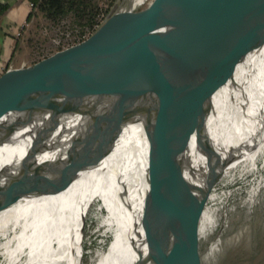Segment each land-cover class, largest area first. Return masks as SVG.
<instances>
[{"label": "bare ground", "instance_id": "bare-ground-1", "mask_svg": "<svg viewBox=\"0 0 264 264\" xmlns=\"http://www.w3.org/2000/svg\"><path fill=\"white\" fill-rule=\"evenodd\" d=\"M148 1L138 0L105 45L80 64L65 63L53 78L0 99V181L5 183L0 210L28 199L13 234L0 245V264H82L88 210L117 170L133 177L144 199V230L132 264H165L171 211L180 210L184 189L173 168L194 181L206 158L194 140L187 156L163 148V93L138 94L123 81L105 83L91 73L92 67L115 72L146 57L175 59L210 17L206 0H155L142 11ZM189 27L188 34L178 35ZM152 61L145 64L158 77L169 72ZM236 64L214 99L211 140L231 123H264V35L238 54ZM140 70L132 76L143 81ZM63 77L82 91L80 96L92 99L76 104L72 99L79 97L66 88ZM109 92L117 95L114 104ZM112 107L118 109L120 123L105 119ZM230 157L231 163L234 155ZM251 160L257 164L256 153ZM54 172L61 176L49 175ZM39 175L45 178L38 188L13 193L11 184L32 189Z\"/></svg>", "mask_w": 264, "mask_h": 264}, {"label": "water", "instance_id": "water-1", "mask_svg": "<svg viewBox=\"0 0 264 264\" xmlns=\"http://www.w3.org/2000/svg\"><path fill=\"white\" fill-rule=\"evenodd\" d=\"M147 0H142L145 2ZM210 7L209 19L200 29L183 53L176 58L146 57L139 64H133L115 72L92 67L91 73L103 82L123 81L131 91L138 94L163 93L165 114L163 129L170 147L177 153L187 156L191 142L207 160V173L204 185L189 180L175 171L178 181L183 178L184 189L178 213L171 211L172 228L165 241V264H204L211 259L203 251V242L211 233L210 227L205 238H201V223L205 210L212 208L210 197L217 190L224 170L231 161L222 158L211 140L208 124L214 114V99L218 92L229 82L236 70V58L246 46L264 35V0H206ZM138 0H124L116 9L111 10L103 22L84 40L56 51L34 64L10 68L0 75V99L28 84L41 79L53 78L65 63H81L89 54L101 48L107 42L112 31L123 20L133 14ZM188 17V16H187ZM189 14V19H194ZM152 61L159 69L167 68L164 77L152 73L145 63ZM141 66L143 81L132 75ZM63 83L73 95L79 97V104L91 97L80 96L82 91L74 87L68 77ZM110 93V92H109ZM108 93L110 104H114L117 95ZM105 99V98H104ZM77 104V103H76ZM110 124L119 121V111L112 107L105 116ZM61 173H49L61 176ZM45 176L36 177L32 189L20 184H11L13 193L25 194L39 187ZM5 183L0 181V187ZM216 192V191H215ZM18 194V195H19ZM171 201V200H170ZM172 206V202H171ZM176 207V204H173ZM211 226V224H210ZM210 246L208 253H210Z\"/></svg>", "mask_w": 264, "mask_h": 264}, {"label": "rangeland", "instance_id": "rangeland-1", "mask_svg": "<svg viewBox=\"0 0 264 264\" xmlns=\"http://www.w3.org/2000/svg\"><path fill=\"white\" fill-rule=\"evenodd\" d=\"M123 1L115 0L111 10ZM154 2L149 0L142 11L150 8ZM78 30L72 17H66L59 24L37 17L30 27V36L24 35V38L30 37V42L22 44V48L18 47L17 58L30 54L29 62L32 63L59 51L62 45L65 48L72 46L79 37L75 32ZM189 31L190 27L178 35L188 34ZM54 40H61L60 45ZM263 125L255 121L231 123L221 127L212 138L221 157L224 159L233 154L234 161L229 163L216 192L211 194V215L207 208L202 218L201 238L206 237L209 227L211 231L203 242L204 255L209 254L211 259L204 264H264ZM260 141L262 144L258 147ZM162 145L164 149L170 147L165 133ZM255 153L257 164L254 165L251 159ZM207 170L205 160L194 179L201 186ZM128 176L131 177L117 170L107 185L117 179L126 180ZM126 183L124 196L119 202L103 197L104 193L101 192L91 203L82 236V264H132L144 230V199L136 181L137 187L131 181ZM27 202L28 199L19 200L0 210V245L13 234Z\"/></svg>", "mask_w": 264, "mask_h": 264}, {"label": "trees", "instance_id": "trees-1", "mask_svg": "<svg viewBox=\"0 0 264 264\" xmlns=\"http://www.w3.org/2000/svg\"><path fill=\"white\" fill-rule=\"evenodd\" d=\"M32 3V12L29 20L32 18H43L54 24H59L66 17H72L75 24L80 29L79 39L84 40L103 22L111 12V6L115 0H30ZM107 4V5H106ZM78 42V41H77ZM62 50V47L59 48ZM127 176V175H126ZM129 177V176H128ZM126 177V180L117 179L113 184L106 185L101 191L103 197L117 199V202L124 196V186L126 182L135 183L132 177ZM135 186L137 187L136 183ZM139 192L141 190L139 189ZM142 200V199H141Z\"/></svg>", "mask_w": 264, "mask_h": 264}, {"label": "crops", "instance_id": "crops-1", "mask_svg": "<svg viewBox=\"0 0 264 264\" xmlns=\"http://www.w3.org/2000/svg\"><path fill=\"white\" fill-rule=\"evenodd\" d=\"M32 7L30 0H0V75L10 68L27 67L39 61L31 63L29 62L30 54L19 59L16 54L18 47L30 42V37L24 38V35L30 36V27L37 18L29 20ZM23 25L26 27L22 35L16 37V32Z\"/></svg>", "mask_w": 264, "mask_h": 264}, {"label": "built area", "instance_id": "built-area-1", "mask_svg": "<svg viewBox=\"0 0 264 264\" xmlns=\"http://www.w3.org/2000/svg\"><path fill=\"white\" fill-rule=\"evenodd\" d=\"M26 26L25 25H23L17 32H16V37H20L21 35H22V32H23V30H24V28H25ZM77 34H79V30L78 31H75ZM66 34V33H65ZM71 34V33H70ZM90 35V34H89ZM89 35H87L85 38H87ZM66 36L68 37L69 36V34H66ZM77 41L78 42H80V41H82V40H80L79 39V37L77 38ZM54 42L56 43V44H58V45H60V43H61V40H57V41H55L54 40ZM78 42H76V43H78ZM76 43H73V45H75ZM62 47V49H65V47H64V45H62L61 46ZM60 47V48H61ZM70 47V46H69Z\"/></svg>", "mask_w": 264, "mask_h": 264}]
</instances>
